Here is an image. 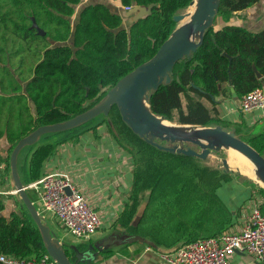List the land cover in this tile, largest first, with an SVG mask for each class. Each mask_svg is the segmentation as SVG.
<instances>
[{
  "label": "trees",
  "instance_id": "obj_1",
  "mask_svg": "<svg viewBox=\"0 0 264 264\" xmlns=\"http://www.w3.org/2000/svg\"><path fill=\"white\" fill-rule=\"evenodd\" d=\"M190 1L120 0L125 8L155 3L152 14L131 20L126 26L119 11L99 0H0V50H5L2 41L9 44V34L43 44L33 69L24 70L21 66L25 60L21 59L18 76L11 68L7 76H0V137H5L9 144L0 170L1 183L10 180L11 153L21 138L39 126L63 122L98 104L121 78L156 54L175 29L174 15ZM260 1L221 0L201 45L190 59L185 57L175 64L171 82L151 91L150 103L156 114L172 122L221 125L235 128L238 134L244 126L249 130L241 138L264 155V130L255 132L243 122H229L221 109V103L231 99L234 92L240 106L246 94L264 88V28L254 30L236 22V17L242 16L238 13ZM33 17L44 35L32 27ZM9 57L5 59L8 61ZM257 72L262 76L258 77ZM3 115L7 116L4 124ZM97 126L90 120L66 130L60 141L38 146L29 159V182L42 178L47 161L60 144L77 142ZM151 146L159 152L177 154ZM178 155L185 161L195 158ZM180 180L174 171L159 174L150 193L157 206L162 201L166 209L169 207ZM137 181L136 172L135 185ZM259 191L264 196V187L259 186ZM7 197L15 199L18 210L6 214ZM211 201L214 203L203 210L205 216L207 210L211 211L208 225L224 223L216 216L222 202L216 195H212ZM261 210L264 214V202ZM125 227L131 229L128 224ZM154 240L167 243L162 236H155ZM66 252L72 260L76 259L74 250ZM0 253L36 259L48 254L40 228L15 194H0Z\"/></svg>",
  "mask_w": 264,
  "mask_h": 264
},
{
  "label": "crops",
  "instance_id": "obj_2",
  "mask_svg": "<svg viewBox=\"0 0 264 264\" xmlns=\"http://www.w3.org/2000/svg\"><path fill=\"white\" fill-rule=\"evenodd\" d=\"M262 3L263 0L238 13L242 16L240 21H237L238 18L236 17V22L254 30L264 28V5ZM258 9L261 11L251 19V13H256ZM221 109L223 118L229 122H243L248 128H254L255 125H258L260 129L258 132L264 130V109L258 110V113L245 116L237 102L235 104L226 100L221 103ZM257 114L258 122L250 126L251 119ZM102 122V124L98 122L96 130L86 131L79 141L60 144L56 152L47 161L42 175V177L50 173L67 175L72 184L85 194L89 203L100 213L102 227L94 234L97 240L92 241L93 235L88 239L91 242L84 243L82 246L73 238L67 239L69 232L58 223L52 213L44 212V221L49 225L53 236L58 238L66 249L78 248V252L82 253V260L79 264H170L163 258V253L172 251L181 244L196 238L215 236V234L218 235L225 230L239 229L249 217L250 200L257 197L258 199L264 198L259 191L261 185L257 186L252 182L253 180H249L250 178L242 173L238 177L222 180L223 182L221 181L210 195V198L212 195H216L217 199L224 205H219L216 214L224 223L208 225L211 211L207 210L205 216L203 210L214 203V201L210 202L209 198L205 208L200 209L197 216L189 218L190 222H183L182 226L176 228L177 230L172 234H160L165 238L170 235L169 239L166 238L167 243H153L151 241L145 242L143 239H134L135 234L129 235V238H124L125 243L115 242L118 231L124 228L128 230L125 225H121V222L128 212L130 198L135 188L136 170L132 153L112 133L110 124H106V126L104 123L107 122L104 120ZM42 138L43 136L40 139ZM31 147V145L24 147L18 156L20 174L21 166L24 170L23 165L29 161L34 150ZM8 148L9 144L6 138L0 137V157L4 160L0 162V170L8 156ZM232 154L233 151H229V164L238 171L240 168L235 167L231 162L234 157ZM23 172L25 173V171ZM24 177L23 183L29 186L32 182H29L28 170ZM13 188L12 177L7 180V183H1L0 171V194H15V191H11ZM27 191L35 205L40 207L41 201L37 191L30 187L27 188ZM15 195L26 208L20 196ZM5 204L6 214L18 210V204L12 197H7ZM223 207L227 208L226 212ZM213 215H215L214 211L212 212V219L214 220ZM231 216L232 222L229 223ZM49 220H52L53 224L56 223L63 231L51 227ZM225 220H227V224H225ZM199 221H206V223L201 225L198 224ZM130 238L133 239L129 240ZM92 242L96 243V246L92 245ZM231 264L258 263L253 256L238 252L232 256Z\"/></svg>",
  "mask_w": 264,
  "mask_h": 264
},
{
  "label": "water",
  "instance_id": "obj_3",
  "mask_svg": "<svg viewBox=\"0 0 264 264\" xmlns=\"http://www.w3.org/2000/svg\"><path fill=\"white\" fill-rule=\"evenodd\" d=\"M220 1L192 0V3L197 2L193 17L176 27L152 58L138 65L121 78L107 91L105 97L98 104L63 122L39 126L21 138L15 145L10 157L11 177L16 188L15 193H19L33 221L40 228L48 254L58 264H78L82 260V253L78 252V248H75L76 260H72L60 240L53 236L49 225L42 218L27 191L28 185H25L21 179L18 169V156L24 147L35 144L44 134L72 129L101 114L107 116L114 106L119 108L122 119L135 134L158 149L206 159L213 150L219 151L223 148L232 147L245 154L255 163L258 175L264 182V155L250 142L241 138L235 128L227 130L221 125L206 126L182 122L180 123L187 126L167 125L158 120V114L153 111L150 103L151 91L157 90L163 83L171 82V74L175 64L185 57L190 59L192 53L201 45L206 30L214 23ZM154 5L155 3L149 6L134 5L126 10V14L132 15V20L137 21L152 14ZM184 18L185 14L182 13L175 14L173 17L175 22ZM32 27L37 28L39 34H45L34 17ZM257 75L258 77L262 76L259 72ZM231 77L230 74V84H232ZM236 96L237 94L234 92L233 97L226 99V101L236 104ZM162 142H167V144ZM179 142L194 143L200 146L202 151L192 147H182L177 144ZM223 165L226 169H230L228 158H223ZM67 191H71L69 187Z\"/></svg>",
  "mask_w": 264,
  "mask_h": 264
},
{
  "label": "rangeland",
  "instance_id": "obj_4",
  "mask_svg": "<svg viewBox=\"0 0 264 264\" xmlns=\"http://www.w3.org/2000/svg\"><path fill=\"white\" fill-rule=\"evenodd\" d=\"M85 1L87 0H84V2ZM99 1L109 4L114 10L119 11L124 16V25L128 26L131 23L132 15L130 16L126 14V9L119 0ZM191 3L192 0L188 5ZM188 5L180 9L176 14L193 13L195 6L188 7ZM262 5H264V0ZM260 11L261 10L258 9L256 13H251V19H253ZM240 19L241 16L238 17L237 21H240ZM181 21L176 22L175 28L185 22L181 23ZM9 35V44L7 45L6 42L2 41V47H5V50H0V55L3 57V61L0 63V76L3 77L5 75L7 76L8 71H10L9 68H11L13 71L12 73L17 76L20 74L21 70L19 68L21 67L24 70H26V68L33 69L37 58L41 55L38 53V50L42 49L41 46L43 45L35 39L24 40L20 38H13L12 35ZM5 56L11 57H9L7 61ZM21 59L25 60V64L22 66L20 65ZM18 65L21 67H17ZM6 118L7 116L3 115L2 124L5 123ZM103 120H106L107 122L104 123L105 125L110 124L113 130L112 133L116 136L119 142L132 153L138 177L137 184L135 185L130 198L128 212L125 214L123 217L124 219L121 222V225L124 226L128 224L131 229L127 230L124 228L123 230L118 231L115 242L125 243L124 240L127 237L129 238V235H132L129 232L135 234V239H143L145 242L151 241L153 243L156 242L154 240L155 236L161 237L162 234L174 233L177 230L176 228L182 226L181 224L183 222H190L189 218L197 216L200 209L207 205L211 193L222 180L239 176V173L234 171L231 167L230 169H226L223 165V158L229 159V150H226V148L219 151L213 150L206 159L195 157L185 161V159L181 158L178 154L173 153L175 155H170L168 153L157 151L143 138L135 134L122 119L117 106H114L107 116L101 114L92 119V124L102 122ZM173 123L178 122L175 121ZM253 129L255 132L260 130L258 125H255ZM248 130L249 129H246L244 126L240 127L239 135L243 136L244 134H247ZM66 133L67 131H60L44 134L42 139L31 145V148H34L35 150L42 144L56 143L60 141ZM162 143L167 144V142ZM177 144L182 147H192L198 151H202L200 146L194 143L179 142ZM232 155L234 156L231 161L232 164L237 168H241L243 164V156L238 152H233ZM28 165L29 161L24 163V170L22 166L20 168L22 174H20L21 178L23 177L22 181H25L24 174H27ZM168 170L174 171V173L178 174L181 180L175 189V193L171 199L169 207L166 209L162 201H158L157 206V201L155 202L152 196H150V193L159 174ZM23 171H25V173ZM250 179L251 181L253 180L252 178ZM252 182L258 186V183L255 180ZM15 189L16 188L14 186L11 191L13 192ZM15 194L20 196L19 193ZM126 217L127 221L125 222ZM49 222L50 226L54 229L58 228L61 232L63 231L56 223L53 224L52 220H49ZM60 234L62 235L63 233ZM72 238L75 239V241H78L77 243L82 246L84 243L91 242L89 240L79 239L69 233L67 239ZM163 238L169 239L170 235ZM131 239L133 238H130L129 240ZM95 240L97 239L94 235L92 237V241ZM92 245L96 246V243L92 242Z\"/></svg>",
  "mask_w": 264,
  "mask_h": 264
},
{
  "label": "built area",
  "instance_id": "obj_5",
  "mask_svg": "<svg viewBox=\"0 0 264 264\" xmlns=\"http://www.w3.org/2000/svg\"><path fill=\"white\" fill-rule=\"evenodd\" d=\"M132 6L126 7L129 10ZM264 109V88H256L246 94L240 104L245 116ZM253 116L250 126L258 122ZM41 201L38 208L44 219V212L52 213L58 223L70 234L88 240L102 227L100 213L89 203L83 192L78 190L69 177L61 173H50L32 182ZM70 188V192L67 188ZM263 199L250 200V214L245 224L237 230H225L218 235L200 237L181 244L172 251L162 254L170 264H231L236 253L248 254L258 264H264V214L261 210ZM41 208V210H40ZM4 264H58L49 254L40 259L25 258L10 253H0Z\"/></svg>",
  "mask_w": 264,
  "mask_h": 264
},
{
  "label": "bare ground",
  "instance_id": "obj_6",
  "mask_svg": "<svg viewBox=\"0 0 264 264\" xmlns=\"http://www.w3.org/2000/svg\"><path fill=\"white\" fill-rule=\"evenodd\" d=\"M190 6H195V10H196L197 2L191 3ZM195 10H194V12H195ZM194 12L193 13H185V18L183 19V21H181V23L187 19H191L194 15ZM158 120H160L161 122H163L167 125H171L174 127H184V126L186 127L187 126V125L181 124V123H173L170 120H168L166 117L160 116V115H158ZM226 150L233 151V152L236 151L243 156V164H242V167L238 171L233 169L230 166L234 171H236L239 174L243 173V174L247 175L248 177L252 178L253 180H255L258 183V185L264 186V182L260 179V177L258 175L257 166L249 157H247L245 154L241 153L240 151H238L232 147H228V148H226ZM228 162H229V159H228Z\"/></svg>",
  "mask_w": 264,
  "mask_h": 264
}]
</instances>
